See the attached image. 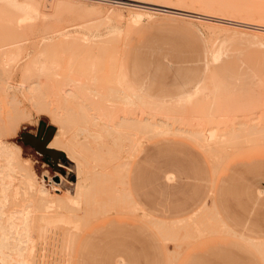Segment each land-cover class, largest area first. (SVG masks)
Wrapping results in <instances>:
<instances>
[{"label": "rangeland", "instance_id": "obj_1", "mask_svg": "<svg viewBox=\"0 0 264 264\" xmlns=\"http://www.w3.org/2000/svg\"><path fill=\"white\" fill-rule=\"evenodd\" d=\"M18 1V7H10L7 0H0V11L5 12L6 16H12L16 25L20 24L27 30L30 40L27 44L32 54L43 46L41 43L46 37L61 40L78 35L85 40H77L78 43L73 40V46L64 44L66 51H61L62 63L68 58L74 59V64L79 61L82 63L81 60L87 59L83 57L88 53L92 56H87L92 59L96 54L92 62L95 63L98 58L97 63L99 61L103 64V70L116 63L117 66H122L128 81L139 92L175 104L202 85L208 88H212L215 83L219 87L224 84L223 88L232 85V88H237V91L232 89L236 95L231 93V88L228 91L225 89L226 94L231 93L225 108L230 111L235 108L237 113L234 111L230 115L247 120L248 113H238L245 102L248 104L247 109L253 111L252 114L264 113V107L259 102L261 95L264 97V0H224L229 7L235 5L229 10L244 9V12L235 17L229 15L235 10L214 12L218 16L214 13L205 15L206 12H198L197 9V12L191 10L200 14L196 16L212 22L207 26L209 29L192 23V18L183 19L166 13L156 14L135 27L130 24L125 10L122 18L116 17L119 21L114 23L115 16L113 18L110 14L111 19L106 15V6L109 4H98L96 0L97 3L87 0L81 5L71 2L61 6L55 2L38 1L33 4L30 14L24 17L30 5L22 0ZM217 1L226 5L223 0ZM230 1L234 2L229 3ZM95 4L100 6L95 8ZM90 6L98 12H90ZM194 7L199 8L201 5L195 4ZM90 19L96 20L95 24ZM98 20L102 21L101 24ZM84 25L87 27H83ZM98 25H101L99 30ZM112 36L116 38L115 44L109 43ZM86 43L90 47L94 44L92 47L95 48L87 47ZM78 48L79 54L76 50ZM69 50L77 51L75 53L78 56L85 53L79 59ZM114 56L115 63L111 62ZM80 63L75 64L79 68L75 65L72 67L75 72L71 70V73L82 72L84 68ZM64 66L66 69L67 62L57 69L61 75L66 74ZM93 67L97 69L99 66L94 64ZM80 73L76 76H83L84 73ZM259 81L260 84L263 82L262 85ZM96 82L97 87L99 82ZM237 86L244 87L249 93ZM47 93L50 96L47 94L44 98L42 95L27 96L23 108L28 111L30 119L22 121L17 134L6 138V141L21 147L22 155L33 162V168L43 187L63 196L62 191L65 189L74 190V165L69 163L63 152L38 151H45L47 146L44 147V144L57 134V126L53 124L50 112L58 105L65 106L61 105L62 102L65 104L61 95V99H58V93L55 95L53 90L49 89ZM55 99L58 103L54 102ZM229 113L227 116H230ZM198 144L200 145L186 137L170 135L145 141L139 152L132 157L121 154L118 163L122 160L131 161L128 189L140 210L133 211L132 207L129 209L126 205H121V208L117 204L109 205L108 211L107 206L104 207V212L101 211L103 206L100 208L98 202L105 199V196L101 198L103 194L100 195L99 191L108 185L98 188V194L96 190V194H88L91 197L86 198V203L81 202L75 212L50 210L51 213H47L41 223L47 225L51 233L48 230L46 238L39 240L40 248H37L35 255L37 263L34 264H264L262 257L247 243V240L264 242V143H244L245 145L239 144L235 148L228 147L231 150L224 148L221 149V155L218 154L221 150L217 152V149L215 158ZM223 151L226 153L223 154ZM116 183L119 188L118 182ZM203 204L205 208L202 207ZM198 211L200 213L195 224L175 227L171 223L173 220L190 217ZM74 215L75 217H71ZM214 215L227 226L228 232L221 224L213 221ZM72 219L74 220L71 221Z\"/></svg>", "mask_w": 264, "mask_h": 264}, {"label": "bare ground", "instance_id": "obj_2", "mask_svg": "<svg viewBox=\"0 0 264 264\" xmlns=\"http://www.w3.org/2000/svg\"><path fill=\"white\" fill-rule=\"evenodd\" d=\"M22 1L30 5L25 11L24 17H26L33 10V4L35 5L38 1L42 2L44 0ZM45 1L55 2L56 5L61 6L62 4L68 5L71 2H78L81 5L85 4L87 0ZM93 1L95 2V0H91V2ZM96 1H98V4L99 2L109 4L106 6L108 13L105 12L109 18L111 17L110 14H112L113 18L115 16L114 23L115 21H119L116 20V17H118L117 19L122 18V15L126 11L130 24L135 27L156 14L161 15V13H166L182 18H192L194 20H192L193 23L209 29L207 26L212 22L203 19V17L196 16H200V14L195 12L198 10L204 11L203 13L206 12V15L208 13L224 12V10L226 12L227 10L228 12L235 10L232 14L229 13L230 16L234 17L244 12L243 8L241 10H229L235 5L229 7L224 0L226 5L217 0H124L133 3L116 0ZM7 2L10 7H18V0H7ZM91 2L89 1V3ZM232 2L234 1H230L229 3ZM195 4H199L201 7L195 8ZM95 5V8L100 6ZM83 6L85 7V5ZM185 8L190 10H185ZM193 9L195 12H191ZM65 11H67V8ZM91 11L92 13L98 12L91 9L90 6ZM209 15L211 16L212 14ZM214 15L218 16L215 13ZM98 16L95 17L98 18ZM94 21L92 24H95ZM99 26L101 25H98L97 29ZM83 27L87 26L84 25ZM110 38L109 43H114V41L116 43L114 36ZM73 40L78 43L79 40L83 41L85 38L78 35L67 36V38L61 40L54 37H46L42 43L40 42L43 46L41 45V48L32 54L27 44L30 41L27 36V30L23 29L20 24L16 25L12 16H6L5 12L0 11V264L37 263L35 255L38 252L37 248H40L38 247L39 240L43 237L46 238V233L49 230L47 225L41 223L45 215L56 210L64 212L77 210L81 202L86 203L88 201L86 198L91 197L88 194L94 195L96 191L98 194V190L104 188L103 186L105 185H108L109 189L105 187V189L101 190L102 192L99 191L100 195L103 194L100 196L101 198L105 196V199L103 198L102 201L98 202L101 205L100 208L103 206L101 211L104 212V207L106 206L108 211L109 205L116 206L117 204L119 207L126 205L127 207L129 206V209L132 207L133 211H138L132 203L125 186V178L130 160H122L121 163L117 161L121 159V154H124L123 156L131 155L132 157L145 141H150L163 135L182 136L192 140V142L200 143L198 145L200 147L203 146L202 148L209 151L210 156L214 158L215 154L224 148V150L232 146L235 148V146L244 143L246 145H249L247 143L253 145L256 142L259 144L264 143V113L257 112L252 114L251 112L253 111L247 109L248 104L245 102L242 108L238 109V113L240 111L248 113L249 118L241 120L242 118L238 119L233 114L230 115L232 112H236L235 108L234 110L232 109L233 111L225 108L227 107L225 103H228L230 94L234 93L232 89H237L235 87L232 88V85L230 87L225 84L229 88H223L222 85L224 84H222L220 87L224 90L216 83L213 84L212 88L203 85L194 96L182 103L171 106L157 105L142 99L127 85L121 71V66H117L114 62L115 56L111 58L113 60L111 62L115 64L109 66V68L107 67L108 69H105L107 72H104L103 64L99 61L97 63L98 58L95 63L92 62L96 54L93 59L89 57L92 56L90 53H88L89 56L85 54L86 56L83 58L87 59H82L83 61L81 60L82 63H80L81 54L78 56L75 53L78 51L79 54L80 48L76 49L77 51L75 52L69 51L70 53L74 52L75 55L80 57L77 61H79L78 63L84 69L81 73H78H84L83 76L77 77L78 73H74L75 70L72 67L78 63L74 64L75 60L71 58L63 62L64 65L67 62L66 69L64 66L66 74L61 75L60 71L57 70L63 64V58H60L63 55L61 51H66L64 50L66 48L64 44L73 46L71 45ZM104 41L102 42L104 43ZM80 45L82 44L80 43ZM57 46H59V50ZM61 47L63 48L60 50ZM87 47H90V45L87 44ZM34 49L37 50V48ZM86 50L88 52V49ZM106 50L104 51L106 52ZM108 50L110 51L111 49ZM69 57H71V54ZM94 64L99 67L95 69L93 67ZM78 65H75V67H78ZM61 69H63V65ZM71 70L74 72L72 71L73 73H71ZM97 76H99V79ZM96 81L99 82V86L97 85V87L95 85L97 84ZM261 81H259V84ZM239 88L244 89L243 92L246 90L244 87ZM49 89L53 90L55 95L58 93V99L62 97L65 104L62 101V104L60 102L59 104L65 106H56L58 100H54V102H57L55 103L56 108L50 113L53 115V124L57 126V134L49 141L47 147L63 152L69 163L74 165L76 174L74 190L65 189L62 191L63 196L43 187L39 183L38 176L33 168V162L22 155L21 147L15 143H8L6 141V138L17 134L22 121H29L30 119L28 111H25L23 108L24 100L27 96L34 95L35 97V95H42L44 98L47 96ZM225 89L227 91L230 89L231 93L229 95L226 94ZM262 90L264 92V85ZM45 91L46 94L44 93ZM246 91L249 93L248 90ZM238 92L243 94L239 89ZM234 94L236 95V92ZM60 95L61 97H59ZM243 98L246 99L245 97ZM67 102L72 105L70 106ZM259 102L264 107L263 95L259 98ZM241 103H244V101ZM46 108H49V106ZM227 113L232 118L227 116ZM202 120L203 123L201 122ZM69 134L70 138L68 137ZM109 142L110 145H107ZM243 146L238 147L241 148ZM228 149L231 150L230 148ZM221 152L222 150L218 154ZM224 153L226 152L223 151ZM60 166L63 167V165ZM116 182H118L119 188H117ZM90 201L92 202L93 200ZM48 217L50 216L48 215ZM71 217H75V215Z\"/></svg>", "mask_w": 264, "mask_h": 264}, {"label": "crops", "instance_id": "obj_3", "mask_svg": "<svg viewBox=\"0 0 264 264\" xmlns=\"http://www.w3.org/2000/svg\"><path fill=\"white\" fill-rule=\"evenodd\" d=\"M161 15H163V14H161ZM169 15H171V14H169ZM178 17V16H177ZM151 18H153V17H151ZM151 18H149V19H147V20H145V21H148V20H150ZM180 18H182V17H180ZM183 19H186V18H183ZM193 23V22H192ZM121 71H122V74H123V76H124V79H125V82L127 83V85L139 96V97H141L142 99H144V100H146L147 102H150V103H153V104H157V105H162V106H171V105H175V103H170V102H167V101H160V100H157V99H154V98H152V97H148L147 95H145V94H143V93H141V92H139L135 87H134V85L133 84H131V82H129L128 81V79H127V77H126V74L124 73V70H123V68H122V66H121ZM203 86V85H202ZM202 86H200L196 91H194L193 93H191V94H189V95H187L186 97H183L182 99H180L179 100V102L178 103H176V104H179V103H182V102H184V101H186V100H188L189 98H191L192 96H194L195 94H196V92L202 87ZM163 136H170V135H163ZM163 136H160V137H163ZM172 136H177V135H172ZM182 137V136H181ZM157 138H159V137H157ZM157 138H155V139H157ZM155 139H153V140H155ZM143 145V144H142ZM142 145L137 149V151L134 153V155H136L138 152H139V150L141 149V147H142ZM22 150V149H21ZM133 155V156H134ZM130 163H131V161L129 162V165H128V168H127V173H126V178H125V186H126V190H127V193H128V195H129V197H130V199H131V201H132V203L134 204V206H135V208L139 211L140 210V208L137 206V204H136V202H135V200L133 199V197H132V195H131V193H130V190L128 189V177H129V170H130ZM202 207H204L205 208V204H203V206ZM203 211V210H202ZM200 212L198 211L196 214H193V215H191L190 217H187V218H181V219H178V220H173L171 223H173V225L175 226V227H178V226H180L181 227V225H183V224H188V225H191V224H195L196 223V220H197V215L199 214ZM154 219H157V218H154ZM212 219H213V221H215V222H218L219 224H221L222 225V227L228 232L229 231V229L227 228V226L219 219V218H217L215 215L214 216H212ZM157 220H159V219H157ZM208 227V225L206 226V227H204V228H207ZM247 243L262 257V259H263V261H264V242H260V241H254V240H247Z\"/></svg>", "mask_w": 264, "mask_h": 264}, {"label": "water", "instance_id": "obj_4", "mask_svg": "<svg viewBox=\"0 0 264 264\" xmlns=\"http://www.w3.org/2000/svg\"><path fill=\"white\" fill-rule=\"evenodd\" d=\"M50 140H51V139H49V140L44 144V147H46V146L48 145V143H49ZM44 150H45V151H43V150H38V151H40V152H46V153H53V150H50V149H47V148H45Z\"/></svg>", "mask_w": 264, "mask_h": 264}]
</instances>
